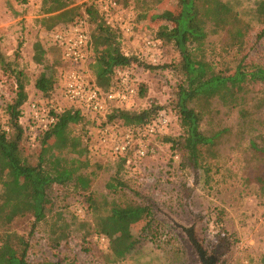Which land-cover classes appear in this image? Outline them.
Wrapping results in <instances>:
<instances>
[{
    "label": "rangeland",
    "instance_id": "obj_1",
    "mask_svg": "<svg viewBox=\"0 0 264 264\" xmlns=\"http://www.w3.org/2000/svg\"><path fill=\"white\" fill-rule=\"evenodd\" d=\"M56 1L0 0V125L3 129L9 125L10 129H5L8 138L18 134L15 125L12 128L10 124L15 114L13 107L19 102L17 110L21 112L31 100L42 97L36 80L47 66L51 67L45 72L56 80L53 93L60 89L68 65L58 46L51 45L52 34L62 24L84 15V5L91 3L63 0L69 8H77L67 17L72 19L58 22ZM120 1L135 14L139 31L138 36L122 40L127 52L140 60L127 70L145 86V92L137 94L128 105L115 106L124 112L117 115L119 118L81 115L58 136L56 133L45 142L43 136L39 138L36 146L28 143L22 128L20 156L27 164L40 165L42 178L51 177L55 168L75 162L83 164L82 171L90 174L92 183L88 192L75 188L73 182L52 184L46 192L47 199L55 204L54 213L36 224L31 215L19 217L11 229L27 238L28 259L33 262L49 259L59 264H172L174 255L180 264H189L194 263V255L180 224L193 218V209L206 237L210 239L221 231L230 242V252L222 264H264V82L248 83L231 103L218 97L194 102L193 106L201 111V130L207 135L217 134L213 145L202 147L204 166L193 165L184 147H173V141L162 137L151 139L153 151L148 156L125 165L108 150L95 147L102 125L114 129L135 126L146 109L151 110L150 116L160 109H170L174 119L168 135L177 138L182 133L176 119L178 85L184 82V76L174 68L181 60L178 50L173 42L166 41L157 67H149L141 55L143 36H156L160 29L172 28L165 16L178 10L177 0ZM224 1L239 13L242 22L234 20L232 11L224 14V24L219 28L209 22L205 53L199 60L206 64L208 72L222 75L232 74L243 56L245 64L264 67V35L258 37L264 23L255 16L258 0ZM96 23L90 26L95 32ZM245 23L251 27L242 28ZM40 47L45 53L42 63L34 59ZM228 86L230 94L237 92L235 84ZM73 138L81 140L74 152L69 150ZM4 160L0 155V198L10 180ZM110 181L114 184L111 189L107 188ZM27 183L23 179L18 186L28 188L32 200ZM127 201L150 206L151 225L158 236L153 242L149 239L150 229L139 231L140 221L132 224L127 239L136 238V248L120 256L115 248L121 232L116 231L124 229L128 220H111L109 213L113 202ZM98 229L105 234L98 233ZM60 234L63 238L56 243Z\"/></svg>",
    "mask_w": 264,
    "mask_h": 264
},
{
    "label": "trees",
    "instance_id": "obj_2",
    "mask_svg": "<svg viewBox=\"0 0 264 264\" xmlns=\"http://www.w3.org/2000/svg\"><path fill=\"white\" fill-rule=\"evenodd\" d=\"M55 3V2H54ZM57 3V4H56ZM56 10L60 11L57 14L58 22L67 19L69 15L74 13L77 7L69 8L63 0L56 1ZM178 10L166 14V18L171 22L170 30L160 29L155 37L162 40V46L166 41L173 42L178 50L181 60L175 69L184 76V82L178 85L177 91V117L182 130V133L177 138H171L168 133L172 126L173 116L171 110L164 108L170 115L171 123L167 133L158 135L165 141H173V147H184L188 158L193 165L204 166L201 160L205 162L202 154L203 146H211L215 143L214 135H207L200 128L202 119L201 111L196 109L193 104L195 101L213 97L220 98L224 103L236 101L238 92L242 91L248 83L264 82V67L259 64L246 63V56H243L234 72L230 75L214 74L208 72V67L199 57L205 53V44L208 37V23L212 22L213 26L219 28L224 24V14L232 11V17L235 21L242 22L239 13L232 10L228 2L224 0H177ZM68 7V8H67ZM145 13L144 15H146ZM86 15V16H85ZM88 21H96V33L103 38V47L98 51L96 63L93 69L96 84L107 90L115 84L116 70L119 68H130L134 64L140 62L139 58L134 55H125L121 51L119 44L116 42L119 37V32L104 24L101 15L96 8L94 2L84 5V15ZM255 16L260 23H264V0H258L255 6ZM251 27L249 23L242 25L243 27ZM264 35V29L258 34V37ZM39 45V44H38ZM44 49H37L34 59L38 63L44 60ZM149 67H157L159 64H148ZM164 66V64H163ZM51 66H47L45 71ZM43 72L36 80V87L42 92V99L49 100L53 97L55 85V77L49 72ZM228 83L235 84L238 90L233 94L228 91ZM138 95L144 94L145 86L135 80ZM23 86L21 85V88ZM13 107L14 117L11 120V127L15 125L18 134L14 138H8L7 131L1 128L0 125V155L5 157L3 161L6 168L5 174L8 180L5 183L4 197L0 198V264H59L58 262L43 259L40 261H30L28 259L29 241L23 235L11 229L15 219L27 215H31L35 219V224L45 220L55 211V204L52 200L47 199V187L52 184H67L74 183L75 188L88 192L91 188L92 178L90 174L82 171L83 164L72 162L70 166L64 168H55L54 174L50 177L42 178L40 173V165L33 166L24 162L20 152V138L22 137V126L19 123L20 110H17V105ZM117 115L122 116L123 111L117 110ZM151 115V110H143L140 114L139 123L147 120ZM81 118L79 112H66L60 116L56 126L48 130L43 135V142L54 135H59L69 122H75ZM10 128V127H9ZM78 140V141H77ZM77 142H81L78 138H73L69 142V150H76ZM256 147L255 144H252ZM58 151L57 153H61ZM43 155V154H42ZM57 155V154H56ZM67 157L68 154H64ZM203 158V159H202ZM115 159L119 163L125 165L127 156L116 155ZM208 166V164H207ZM209 168V166L207 167ZM26 179L27 186L32 190V200L27 193L25 186H18V182ZM117 179V177H114ZM114 184L110 181L107 183V188H113ZM264 191V184H263ZM12 193V194H11ZM11 194V195H10ZM90 199V196H88ZM111 220H128L126 227L120 231V237L117 239L115 248L118 255L123 256L127 250L136 248V238L128 241L130 235V226L138 221L142 223L139 231H148L152 233L149 238L151 241H156L158 231L152 224V210L147 204L138 203L135 201H127L125 203L113 202L109 213ZM108 228H105V231ZM109 230V229H108ZM98 233L105 232L97 230ZM137 234V232H136ZM136 237V236H135ZM63 234L56 237V243H60ZM121 239L124 241L122 243ZM74 264V262L66 263Z\"/></svg>",
    "mask_w": 264,
    "mask_h": 264
},
{
    "label": "built area",
    "instance_id": "obj_3",
    "mask_svg": "<svg viewBox=\"0 0 264 264\" xmlns=\"http://www.w3.org/2000/svg\"><path fill=\"white\" fill-rule=\"evenodd\" d=\"M96 5L104 24L118 30L126 37L139 35L136 16L122 5L120 0H91ZM52 45L58 46L63 60L68 67L63 78V100L77 102L82 110L94 116L105 117L111 104L116 106L128 105L137 96L135 79L128 68L116 70L115 84L110 89L99 87L88 68L90 59L91 34L88 19L79 17L71 23L62 24L52 34ZM162 40L152 35L143 36L141 55L149 64H158L162 59ZM42 98L31 100L26 111L20 116L28 143L36 146L48 130L58 123L64 112L63 101ZM171 123L170 115L165 109H160L147 120L122 129H114L102 125L99 130L96 148L102 147L111 154L127 156V162L132 159H142L153 151L151 139L168 132ZM4 128L9 130V125Z\"/></svg>",
    "mask_w": 264,
    "mask_h": 264
},
{
    "label": "flooded vegetation",
    "instance_id": "obj_4",
    "mask_svg": "<svg viewBox=\"0 0 264 264\" xmlns=\"http://www.w3.org/2000/svg\"><path fill=\"white\" fill-rule=\"evenodd\" d=\"M194 214L190 221L180 224L182 235L186 242L189 243L194 255V264H216L225 263V257L230 252V242L226 241L227 237L223 232L213 235L210 239L204 235L200 229L201 220L196 219ZM223 234V235H222Z\"/></svg>",
    "mask_w": 264,
    "mask_h": 264
},
{
    "label": "crops",
    "instance_id": "obj_5",
    "mask_svg": "<svg viewBox=\"0 0 264 264\" xmlns=\"http://www.w3.org/2000/svg\"><path fill=\"white\" fill-rule=\"evenodd\" d=\"M86 16V15H85ZM62 24V23H61ZM88 26H89V30H90V34H91V42H90V59H89V63H88V68H89V71H90V73H92V76H94V73H93V69H94V67H95V63H96V56H97V53H98V51L103 47V44H102V41L104 40L102 37L100 38L99 37V35L97 34L96 36H95V30H93V28L92 29H90V26H91V22H89L88 21ZM113 29V28H112ZM114 30H116V29H114ZM118 31V30H117ZM119 32V31H118ZM119 37H118V39H117V43L119 44V47H120V49H121V51H123L124 52V54L125 55H132V54H130L129 52H127V51H129V50H127V49H125V47H123V42H122V40H124V38L126 37V36H124V35H122L120 32H119ZM126 38H129V37H126ZM51 45H52V43H51ZM54 46V45H53ZM60 50V49H59ZM126 50V51H125ZM61 52V51H60ZM61 56H62V53H61ZM63 59V58H62ZM65 62V61H64ZM65 64H66V62H65ZM94 78H95V76H94ZM53 95H54V97H55V99L54 100H56V101H63V103H66V104H64L65 105V109H64V112L62 113V114H64V113H66V112H79L80 113V115H90V113H88V111H86L85 109H83L82 110V108H81V105L79 104V103H77V102H74V103H72V102H68V101H64L63 100V85L61 84V86H60V89L58 88V89H56V91L53 93ZM115 106L116 105H114V104H111L110 106H109V108H108V111L105 113V118L106 117H110V118H113L114 116H116L115 118H119V116H117V112H115V111H117L118 109H116L115 108ZM26 108H27V106H26ZM26 108H24L22 111H21V113H24V111H26ZM92 115V114H91ZM21 116V115H20ZM94 116V115H93ZM94 117H100V116H94ZM20 119V118H19ZM143 251V250H142ZM174 256V255H173ZM172 256V264H180V262H178V261H176L175 259H176V257L174 256L173 257ZM135 259H136V257H135ZM179 259V258H178ZM137 262V261H136ZM136 262H134V264L136 263ZM166 264H168V262H166ZM188 264V263H187ZM189 264H194V263H192V262H190Z\"/></svg>",
    "mask_w": 264,
    "mask_h": 264
},
{
    "label": "water",
    "instance_id": "obj_6",
    "mask_svg": "<svg viewBox=\"0 0 264 264\" xmlns=\"http://www.w3.org/2000/svg\"><path fill=\"white\" fill-rule=\"evenodd\" d=\"M193 263V262H192ZM216 264H222L221 262H219V263H216Z\"/></svg>",
    "mask_w": 264,
    "mask_h": 264
}]
</instances>
